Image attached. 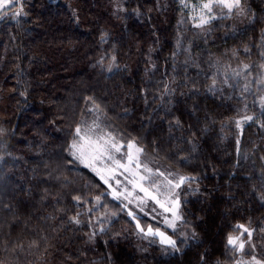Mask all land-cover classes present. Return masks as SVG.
I'll return each instance as SVG.
<instances>
[{
	"label": "trees",
	"instance_id": "trees-1",
	"mask_svg": "<svg viewBox=\"0 0 264 264\" xmlns=\"http://www.w3.org/2000/svg\"><path fill=\"white\" fill-rule=\"evenodd\" d=\"M242 5L240 26L235 10L179 23L178 0H23L26 15L0 19V264H233L238 224L264 262V0ZM244 64L252 74L235 76ZM96 106L119 139L189 177L179 251L141 238L69 154Z\"/></svg>",
	"mask_w": 264,
	"mask_h": 264
},
{
	"label": "snow or ice",
	"instance_id": "snow-or-ice-1",
	"mask_svg": "<svg viewBox=\"0 0 264 264\" xmlns=\"http://www.w3.org/2000/svg\"><path fill=\"white\" fill-rule=\"evenodd\" d=\"M23 0H0V19L7 16L8 12L22 4ZM180 3L187 8L189 0H180ZM241 0H199V3H193V11H199L198 16H193V24L197 28H202L209 24L211 20L216 19L214 15L216 8L226 10L227 13H232L234 9H239ZM26 15L23 8H18L13 16ZM249 49L246 47L245 52ZM235 56V51L233 52ZM264 56V52L260 53ZM264 71V63L259 65ZM252 66L244 64L239 71H235V76L239 77L242 74L251 75ZM246 78V77H245ZM227 82V81H226ZM259 82L264 83V79ZM248 90V84H245V91ZM261 107L264 109V97H261ZM93 109H89L92 111ZM99 111L98 106L95 107ZM247 120H252V117H246ZM237 127H241V122L237 121ZM239 139L237 140V151L239 152ZM143 149L137 145L134 140L128 141L126 144L122 143L114 133L101 127L99 117L92 122L91 125H85L82 121L78 124L73 132V140L69 145V154L73 160L79 161L85 167L90 168L101 181L112 189L111 181H115L117 187L112 189L114 199L123 197L132 203L136 200V207L141 211L148 206V201L151 200L159 208L163 209V213H171V219L165 218L164 223L167 227L176 230L177 221L182 220V215L179 211L180 201L179 193L176 189L181 188L182 185L190 183L187 176H178L170 178L171 173H164L158 169L150 168L146 163L140 159ZM124 176L127 184L132 185V189L128 190L127 185L121 189V180L119 177ZM162 178V179H160ZM139 191L144 193L143 196H133V192ZM79 203L81 198L74 197ZM264 200V196L261 197ZM96 204L93 207L100 205L101 196L95 197ZM123 207H127L123 205ZM155 211V209H153ZM147 215V213H145ZM160 215V213H157ZM129 217L136 221V228L138 232L144 236L159 237L162 244H167L176 249V241L165 235L159 228H153L148 225L146 228L142 227L135 213L131 210L128 211ZM74 223H79V220L73 218ZM237 229H242V233H247L251 237L252 232L244 225H236ZM195 235V234H193ZM239 242V243H238ZM227 245L236 251H243L245 243L241 241L240 235L230 234L227 237ZM237 264H249V262L237 261ZM251 264H264L253 257Z\"/></svg>",
	"mask_w": 264,
	"mask_h": 264
},
{
	"label": "rangeland",
	"instance_id": "rangeland-1",
	"mask_svg": "<svg viewBox=\"0 0 264 264\" xmlns=\"http://www.w3.org/2000/svg\"><path fill=\"white\" fill-rule=\"evenodd\" d=\"M178 1L180 2V0H178ZM122 2H123V0H122ZM193 3H197L198 4L199 3V0H189V6L187 8H185L180 3L181 4L182 11H181V13H178V15H177L178 22L179 23L180 22L181 23H184L185 21H187V24L188 25L194 26L192 17L194 15L195 16H198L199 15V11H196V12L193 11V7H192ZM20 7H21V4H18L17 5V9L20 8ZM234 10L237 11V13L235 15L234 23L235 24H238L240 26L241 24H243L246 21L244 5L240 6L239 9H234ZM213 14L216 15L217 18H218V17L223 16L225 14L229 15V14H232V13H227L226 10H222V9L216 8ZM213 20H215V19H213ZM213 20H211V22ZM187 24L185 23L184 25L186 26ZM263 34H264V29H263ZM263 43H264V35H263ZM263 52H264V49H263ZM262 63H264V56H263V62ZM261 79H264V71H262V70H261L260 80ZM259 84L262 86V88L264 90V83L259 82ZM262 97H264V96H262ZM260 103H261V101H260ZM92 109L93 110L91 111L90 117L87 120H85L86 121L84 123L85 125H91L92 122L94 120H96L97 117H99V114L95 110V108H92ZM248 121L249 120H247L246 118H244L240 122H241V124H245ZM99 123L101 124V127L102 128H105L106 130H109L104 125L103 120H102V117H99ZM119 140L122 143H125V144L127 143V141L124 140V139H122V140L119 139ZM140 159L144 163H146L152 169H158V170H160L161 172H164V173H171L172 176L170 178H175V177H178V176H181V175L184 176L183 174H181L180 172H178L176 169L172 168L171 166H169L165 162L159 161L158 159H156L155 157L149 155L148 153H146L144 151L141 153ZM97 177H99V176H97ZM99 179H100V177H99ZM119 179L122 182L121 185H120V187H121L122 190H123L124 185H127L128 190H131L132 189V185L127 184V181L125 180V177L124 176L119 177ZM160 179H162V178H160ZM110 183L112 184V189H115L117 187L115 181H111ZM105 186H106L107 192L113 198L112 189H110L109 186L106 185V184H105ZM185 190H190V185L188 183L182 185L181 188L176 189V191L179 193V197L178 198H179V201L180 202H181V195L183 194V192ZM143 195H144V193L139 192V191L133 192V196H143ZM115 200L118 201L119 203L127 206V207H124L126 209L127 213H128L129 210L133 211L135 213V215L137 216L139 222L141 223L142 227H145L146 228L148 225H152L153 228H159L160 231L164 232L165 235H167L168 237H170L171 239H173L175 241L178 238H180V237H182L184 235L183 232H182V230H181V228H180L181 220L180 221H177V226H176V230L175 231L172 228L167 227L165 225V223H164V219L165 218L171 219V213H163V209L159 208L151 200L148 201V206L145 207L143 209V211H141L139 208H137L135 206L136 203H137L136 200H133L132 203H128V200H125L123 197H121L120 199H115ZM153 209H155V211H153ZM179 211H180V208H179ZM145 213H147V215ZM157 213H160V215H158ZM138 233H139V236L141 238H144V239L145 238L148 239L149 237L155 238L160 243V246L162 247L163 250H169V249H171V246H169L167 244H162L160 242V238L159 237L144 236L142 233H140V232H138ZM241 233H242V229H239V232L238 233L233 234L234 236L235 235H240L241 241H244V243H245V246H244L243 251H236V250H234L237 255H236V260H235V262L233 264H237V261L249 262V264H251V262L253 260V257H255L256 260H259V261L263 262L262 260H260V259H258L256 257V255L259 254L258 253V245L259 244L257 243L256 237H254V234L252 233L251 237H248V234L247 233H243V234H241Z\"/></svg>",
	"mask_w": 264,
	"mask_h": 264
}]
</instances>
